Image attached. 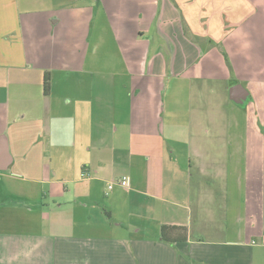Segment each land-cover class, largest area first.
Returning <instances> with one entry per match:
<instances>
[{"label": "crops", "instance_id": "obj_1", "mask_svg": "<svg viewBox=\"0 0 264 264\" xmlns=\"http://www.w3.org/2000/svg\"><path fill=\"white\" fill-rule=\"evenodd\" d=\"M2 146L0 264H264V0H0Z\"/></svg>", "mask_w": 264, "mask_h": 264}, {"label": "trees", "instance_id": "obj_2", "mask_svg": "<svg viewBox=\"0 0 264 264\" xmlns=\"http://www.w3.org/2000/svg\"><path fill=\"white\" fill-rule=\"evenodd\" d=\"M225 57L228 60L226 54ZM49 89H50V77L49 74H47L44 79L45 93H48ZM161 239L165 243H169V244L187 241L188 229L185 227H177V226H163L161 230Z\"/></svg>", "mask_w": 264, "mask_h": 264}, {"label": "water", "instance_id": "obj_3", "mask_svg": "<svg viewBox=\"0 0 264 264\" xmlns=\"http://www.w3.org/2000/svg\"><path fill=\"white\" fill-rule=\"evenodd\" d=\"M237 95H238V88L235 87V88H233V90H232V96H233L234 99H237V97H238ZM3 149H4L3 146L0 147V150H3Z\"/></svg>", "mask_w": 264, "mask_h": 264}, {"label": "built area", "instance_id": "obj_4", "mask_svg": "<svg viewBox=\"0 0 264 264\" xmlns=\"http://www.w3.org/2000/svg\"><path fill=\"white\" fill-rule=\"evenodd\" d=\"M121 183L124 184V185L125 184L128 185L129 182H128V179L127 178H123ZM112 188H113V186L111 185L110 186V189H112Z\"/></svg>", "mask_w": 264, "mask_h": 264}]
</instances>
